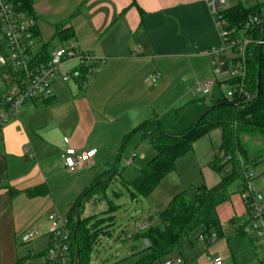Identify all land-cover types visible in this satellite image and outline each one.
Listing matches in <instances>:
<instances>
[{
	"label": "crops",
	"instance_id": "obj_1",
	"mask_svg": "<svg viewBox=\"0 0 264 264\" xmlns=\"http://www.w3.org/2000/svg\"><path fill=\"white\" fill-rule=\"evenodd\" d=\"M224 1L229 6L264 2ZM32 3L38 19V39L42 38V28L52 23L60 45L75 43L78 49L93 53L102 61L87 83L58 81L54 102L28 103L0 131V264H24L28 253H21L22 234L31 226L42 229L41 236H45L46 245L49 243V215L68 214L75 200L104 171L121 162L126 146L134 140L133 137L125 142L126 135L153 119L173 133H182L205 113L213 100L221 97L216 86L226 81L220 79L209 98L196 91L199 83L214 75V56H223L211 54L220 42V32L207 0ZM58 24L71 28L72 36L67 41L56 35ZM72 67L74 63L63 70ZM157 72L161 76L152 82ZM139 133L141 139L149 141L140 145L146 164L156 150ZM66 139L79 153L96 149L93 160L81 168H67L62 157ZM221 142V129L199 138L193 149L177 160L176 170L168 177L176 175L182 184L191 187L196 180H202L198 185L209 187L219 182L221 175L212 174L211 163ZM132 152L129 156L136 155L135 164L138 155ZM204 171L210 173L213 181H207ZM35 188L42 192L28 196L27 191ZM103 203H107L105 197L95 195L87 203L84 216L89 205H93L92 215L106 212L109 206L100 213L95 211ZM223 212L225 222L245 215L246 207L235 195L231 202L220 206L219 215ZM150 222L149 219L139 224ZM108 231L111 234V228ZM105 239L102 235L98 243ZM132 252L133 260L119 264H134L142 256L137 254L138 250ZM174 256L178 254L171 257Z\"/></svg>",
	"mask_w": 264,
	"mask_h": 264
},
{
	"label": "trees",
	"instance_id": "obj_2",
	"mask_svg": "<svg viewBox=\"0 0 264 264\" xmlns=\"http://www.w3.org/2000/svg\"><path fill=\"white\" fill-rule=\"evenodd\" d=\"M21 2L28 13L34 14L32 0ZM263 11L264 2H257L252 6L238 3L228 6L221 15L229 29L235 28V31L240 33L246 31L251 18L262 14ZM248 32L251 42L246 51L245 84L250 97L229 100L222 95L213 100L205 113L182 133H173L159 120L153 119L140 124L125 137V142H128L137 133L142 132L143 138H150L156 150V155L139 170L138 176L132 182V195H149L165 177L176 170L177 160L191 151L199 138L215 129L222 131L219 152L211 163V167L221 175L220 181L212 187L201 184L193 186L190 192L184 190L177 193L166 209L151 216V222L146 229L137 232L132 239H124L125 242H131L132 250H138L137 254L142 255L134 264H154L175 253L181 256L185 263L183 244L191 234L199 231L198 239L200 235L209 236L212 232H217L219 237L223 235L225 223L219 216L220 206L231 202L235 195L241 198L248 190V172L262 162V154L249 149L243 143V137L264 138V45L257 42L258 39L264 38V23L253 26ZM36 34L39 35L38 30ZM56 35L62 41H67L72 36L71 28L66 24H58ZM48 48V43H44V56H48ZM238 81L226 80L225 83L233 85ZM54 100L55 98L43 104L52 103ZM117 171L116 166L104 171L70 208L67 215L70 231L69 264H91V255L101 236L110 235L108 228L113 224L112 214L101 218H98L97 214L85 217L84 211L95 195L108 200L106 188ZM40 192L41 189L35 188L27 191V195L32 197ZM107 202L110 206L106 212H112L114 205L110 200ZM243 203L246 214L234 216L226 222L234 227L238 235L245 234L252 224L249 208L244 201ZM145 240H148L149 245H146ZM251 241L254 246L258 242L257 238ZM45 254L46 251L40 255Z\"/></svg>",
	"mask_w": 264,
	"mask_h": 264
},
{
	"label": "built area",
	"instance_id": "obj_3",
	"mask_svg": "<svg viewBox=\"0 0 264 264\" xmlns=\"http://www.w3.org/2000/svg\"><path fill=\"white\" fill-rule=\"evenodd\" d=\"M207 1L220 32V42L211 54L228 55L225 60L214 56L212 61L214 75L199 83L196 91L200 96L209 98L214 85L221 77H225L226 80L239 81L233 85L228 84L230 88L224 96L229 100L250 97L245 84L246 51L251 42L248 31L252 30L253 26L264 23V11L250 19L246 31L238 33L235 28H228L221 15L229 5L224 0ZM37 30L38 19L35 14H30L23 8L21 0H0V131L12 118L17 117L28 103L43 104L54 99L58 81L87 83L98 63L102 61L93 53L81 51L75 43L56 49L48 48V56H44L42 52L44 43H39ZM257 42L264 45V38L258 39ZM73 63L74 67L63 70ZM160 76L161 73L157 72L151 81L156 82ZM65 143L67 148L62 157L69 169L86 166L97 153L96 149L79 153L68 139ZM135 156L131 154L126 159L128 166L134 165ZM247 175L248 190L241 198L249 208L251 228L258 230V244L264 248V192L253 190V170ZM48 220L49 243L43 264H69L68 218L60 212H53ZM147 226L146 223L138 225L133 223L131 230H126L120 237L123 240L132 239L137 232L146 229ZM40 235L37 227H30L22 234V241L28 243ZM218 238L217 232H212L209 236H199L200 240L209 242H215ZM145 243L149 245L148 240H145ZM212 262L224 264L220 257L212 258ZM163 264H184V260L178 255L166 258Z\"/></svg>",
	"mask_w": 264,
	"mask_h": 264
},
{
	"label": "rangeland",
	"instance_id": "obj_4",
	"mask_svg": "<svg viewBox=\"0 0 264 264\" xmlns=\"http://www.w3.org/2000/svg\"><path fill=\"white\" fill-rule=\"evenodd\" d=\"M40 1L43 0H34V2ZM45 20L47 22L50 21L48 18ZM42 31L43 35L42 38L38 39L39 43H48L49 49L62 47L57 37L54 36V24H48L46 29L42 28ZM227 55V53L223 54L221 59L225 60ZM224 78L225 77H221V81H223ZM229 88V85L225 82L216 86L219 96L226 95ZM148 143L149 141L146 139H141L140 133L137 134L134 136V140L126 146L125 155L121 162H115L111 166H116L118 171L106 188V198L112 201L114 208L112 207V212L101 213L102 215L98 214V218L112 214L113 224L109 226L111 228V234L109 237L103 235V237H106V239L103 240L104 242L96 245L94 253L91 255V264H101V261H103L102 264H119L123 262L127 263L130 259L133 260L134 254L129 244L130 242L122 241L123 239L120 237L122 233L126 230H131L133 223L138 225L140 222H149L151 215L154 212H160L166 209L170 200L177 193L184 190L188 192L191 191V185L182 184L180 180L175 178L176 175H170V177H165L149 195H132V182L138 176L139 170L146 165L142 160V153L145 151L140 145ZM243 143L249 149L259 152L263 156L262 162L253 168L252 188L254 191L264 192V138L261 136H244ZM131 151L135 152L138 157L134 165L128 166L126 164V159ZM211 172L214 176H220L217 171L212 170ZM204 175L207 181H213L208 171H204ZM173 179H175V182ZM201 181L202 180L193 181V186L202 183ZM216 184H218L217 181L212 184V186ZM108 206H110L108 202L103 203L101 206H96L95 211L96 213H100L106 210ZM66 208H64V210H66ZM93 210V205H89L85 212V217H89V215L94 216L92 215L94 214ZM67 215L68 214L65 213L64 216L67 217ZM219 216L223 222L225 212ZM227 221L225 220V222H223L225 223L223 225L224 234L215 242L207 243L198 239L197 235L199 231L194 232L189 238L185 239L183 245L186 264H213L212 258L215 257L222 258L224 264H264V248L261 247L258 242L254 246L251 241L256 238L258 241V230L248 227L245 234L238 235L234 227L226 223ZM39 231L42 234V229H39ZM44 238L45 236L43 237L40 235L28 243L21 244V253H28V257H26L24 264H43L44 256L40 254L46 251L48 246ZM38 239H40V241H37ZM32 253L35 254V256L31 255ZM164 260L165 257L156 261L154 264H163Z\"/></svg>",
	"mask_w": 264,
	"mask_h": 264
},
{
	"label": "water",
	"instance_id": "obj_5",
	"mask_svg": "<svg viewBox=\"0 0 264 264\" xmlns=\"http://www.w3.org/2000/svg\"><path fill=\"white\" fill-rule=\"evenodd\" d=\"M148 139H150V138H148ZM1 182H2V180H0Z\"/></svg>",
	"mask_w": 264,
	"mask_h": 264
}]
</instances>
